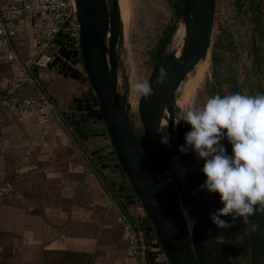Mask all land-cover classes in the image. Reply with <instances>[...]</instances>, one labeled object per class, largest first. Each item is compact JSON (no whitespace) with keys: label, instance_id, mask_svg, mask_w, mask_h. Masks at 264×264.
<instances>
[{"label":"water","instance_id":"1","mask_svg":"<svg viewBox=\"0 0 264 264\" xmlns=\"http://www.w3.org/2000/svg\"><path fill=\"white\" fill-rule=\"evenodd\" d=\"M75 3L81 31L80 48L74 49L70 42L57 38L58 48L41 53L34 70L48 68L76 79L81 85L79 96L69 103L64 117L78 134H90L94 129L103 136L104 141L97 144L91 155L113 185L122 181L120 192L127 191L130 195L127 199L136 204L139 213L134 219L143 223L146 236L156 249L148 252L147 264H235L232 257L234 244L243 236H247L250 243L251 264H264V235H260L264 231V213L249 217L250 223L258 228L255 233L248 230L240 219L234 227L217 229L210 219L214 210L206 189H200L203 180L194 153L191 149L187 154L179 151L185 145V135L189 131L181 128L174 138L175 93L210 53L217 0H184V53L177 59L174 53L154 64L147 79L154 94L147 100L140 97L138 103L146 145L174 184L181 207L185 205L196 218L194 231L189 232V237L168 203L154 167L134 133L131 105L119 93V1L75 0ZM161 68L166 70L167 77L158 85L156 81ZM261 93L264 94V89ZM13 103L18 108L21 99H14ZM168 111L171 148L160 143L162 138L156 131ZM98 133L91 135L100 136ZM214 194L218 211L222 206L219 194ZM221 218L231 220L230 217ZM218 236H224L226 242L218 244ZM160 251L166 260L160 261Z\"/></svg>","mask_w":264,"mask_h":264},{"label":"crops","instance_id":"2","mask_svg":"<svg viewBox=\"0 0 264 264\" xmlns=\"http://www.w3.org/2000/svg\"><path fill=\"white\" fill-rule=\"evenodd\" d=\"M15 46L58 115L44 123L13 102L5 105L7 84L19 69L3 58L0 42V264H147L149 251L133 254L126 232L127 221L137 219L136 204L91 155L103 136L94 129L78 134L64 117L81 85L48 68L34 70L40 54L34 60L37 41L29 21ZM37 92L28 86L18 98Z\"/></svg>","mask_w":264,"mask_h":264},{"label":"rangeland","instance_id":"3","mask_svg":"<svg viewBox=\"0 0 264 264\" xmlns=\"http://www.w3.org/2000/svg\"><path fill=\"white\" fill-rule=\"evenodd\" d=\"M257 1L217 0L210 53L199 62L196 69L187 76L175 93L174 138L181 128L186 131L191 130V126L183 120L184 110L188 106H202L209 97L218 94L216 89H222L221 92L227 94L232 93L233 82L224 78L220 70L224 73L226 68L233 72L240 88V94L253 96L262 94L261 89H264V41L259 39L254 31L255 18L250 11L252 7L257 9L259 4H254ZM240 3L244 4V10L241 6V10L236 9ZM119 5L121 15V33L117 47L119 93L121 98H125L131 105L132 126L142 132L143 136L138 112L140 97L133 92L134 84L138 79L147 80L151 72L150 67L159 62V60L155 61V54L158 42L164 35V29L177 23V30L165 51V53H176L184 42L186 43L185 25L182 20L179 22L175 20L173 5L168 0H119ZM260 7L261 9L256 12H259V20L264 24V3H260ZM228 39L231 43H228ZM259 44L260 51L258 50ZM215 53L221 57V61L217 62L213 68ZM215 70L219 72L217 77L214 75ZM44 76L45 73L42 77ZM168 116L169 111L165 116L166 120ZM134 133L138 139L140 136ZM226 143L225 139L221 140L227 154L231 156L232 151ZM200 162L202 167L204 160L200 159ZM205 179H202L203 183ZM206 192L210 197V204L215 205L216 200L212 193L207 190ZM220 205L223 207L221 202ZM246 238L248 237L243 236L234 244L232 257L234 259L238 256L239 264H251L250 247Z\"/></svg>","mask_w":264,"mask_h":264},{"label":"clouds","instance_id":"4","mask_svg":"<svg viewBox=\"0 0 264 264\" xmlns=\"http://www.w3.org/2000/svg\"><path fill=\"white\" fill-rule=\"evenodd\" d=\"M166 77V70L161 68L156 83L163 84ZM133 92L145 100L154 94L150 83L140 79ZM183 120L191 130L179 151L187 154L191 149L204 160L201 171L206 179L200 189L218 193L223 205L210 214L212 223L217 229L227 230L240 219L248 230L257 232L249 217L264 213V94L215 95L200 107L188 106ZM167 126L160 123L156 131L163 134L160 143L170 147ZM225 138L232 146L231 156L221 144ZM184 215L191 221L190 225L187 223L191 232L195 221L188 218L186 210ZM216 242L223 244L226 238L218 236Z\"/></svg>","mask_w":264,"mask_h":264},{"label":"built area","instance_id":"5","mask_svg":"<svg viewBox=\"0 0 264 264\" xmlns=\"http://www.w3.org/2000/svg\"><path fill=\"white\" fill-rule=\"evenodd\" d=\"M29 21L32 34L37 41V56L46 49H57V38L71 43L73 48L79 49L81 44L80 23L77 16L75 0H2L0 1V42L3 48V58L18 67V73L8 82L5 104L12 108L13 100L20 96L22 90L28 86L37 87L35 96L25 95L21 99V110L24 113H36L42 122L50 123L57 118L56 108L51 98L38 87L37 79L29 71L21 59L15 38L22 32L23 23ZM62 37H59V36ZM11 183L5 184L2 191L9 194ZM137 220H128L126 232L129 246L133 254L142 257L152 247V242L146 236L145 229L135 227ZM140 223V222H138ZM166 256L162 251L160 255Z\"/></svg>","mask_w":264,"mask_h":264},{"label":"trees","instance_id":"6","mask_svg":"<svg viewBox=\"0 0 264 264\" xmlns=\"http://www.w3.org/2000/svg\"><path fill=\"white\" fill-rule=\"evenodd\" d=\"M168 1L170 4L173 5V9H174L173 13H174L175 20L179 22L180 20H182V17H183L184 0H168ZM260 3H264L263 0H258L257 2H254V4H259V6L257 7V9H254L252 7V10H250V11L253 13L254 18H255V19L253 18L255 20L254 31H255L256 35L258 36V38L264 41V24L259 20V16H258L259 12L258 13L256 12V10L258 11L261 9ZM239 6H241L242 10H244V8H245L244 4H242V3H240V5L238 4L236 6L237 10L240 9ZM164 30H165L164 35L158 42V46L156 49L157 53L155 54V61L163 60V59L170 57L171 55L174 54L173 52L165 53V51H166L167 45L170 43L172 37L174 36V34L177 30V23H174L172 25L167 26ZM217 42L219 43V39H217ZM228 43H231V40L228 39ZM1 49H2L1 51L3 54V48H1ZM258 50L260 51V44L258 45ZM213 58H214V60H213V65H214L213 68H214L215 65L217 64V62L221 61V57L217 53H215ZM153 66H154V64H152V66L150 67V71L152 70ZM224 71L225 72L223 73L220 70V74H223L224 78H228V79H230L231 82H233L231 94L240 93V88L237 84V80L235 79V77L233 75V72L226 69V68L224 69ZM214 75H215V77H217L219 75V72L217 70H215ZM215 91H216V93H218L215 95H220V96L227 95L226 92H221L222 89H216ZM2 103H3V101L0 100V107L3 105ZM5 105H7V104H5ZM133 129H134V132H136L140 136L138 138V141H139L145 155L149 159L151 165L154 167L155 175H156V178L158 180V183H159L163 193L165 194L168 203L172 207L178 221L180 222V225H181L183 231L189 237V231H188L187 223L185 221V217H184L182 208L180 206L179 198H178L174 184L172 183V181L170 180V178L168 177L166 172L158 165V163L154 159V156L152 155L151 150L149 149V147L146 145V143L144 141V138L142 136V132H139L134 127H133ZM225 141L227 142L226 144L229 145V148L232 151L231 144L228 142V140L226 138H225ZM194 156H195V160H196L198 167H200L202 169L203 166L201 167L200 159L198 158V156H196L195 152H194ZM201 169H200V171H201ZM201 176H202V179L206 178L202 171H201ZM212 195L217 202V198H216L215 194L212 193ZM208 198H210V197H208ZM212 208H213L214 212L217 211L216 203H215V205L212 203ZM135 227L139 228V229H144V225L141 222L139 224H136ZM246 239L248 242V246L250 247L249 240H248V238H246ZM239 261H240V259L238 258V256H236L234 258L235 264H239Z\"/></svg>","mask_w":264,"mask_h":264},{"label":"bare ground","instance_id":"7","mask_svg":"<svg viewBox=\"0 0 264 264\" xmlns=\"http://www.w3.org/2000/svg\"><path fill=\"white\" fill-rule=\"evenodd\" d=\"M119 8H120V5H119ZM184 49H185V42H184V45H182L181 48L179 50H177V52H176V59L179 58L184 53ZM160 123L161 124H168V121L166 120V118H163ZM166 132L169 134V125L166 128ZM160 135H161V138H162L163 134L160 133ZM169 137H170V135H169ZM169 144H170V147L169 146H166V145L165 146L168 147V148H171V145L172 144H171V140L170 139H169ZM182 210H183V214H184V210H186L187 211L188 218L194 220L195 221V224H196V218L190 213L189 209L185 205H183ZM184 217H185V215H184ZM185 220H186V217H185ZM186 223H188L190 225L191 221L190 220H188V221L186 220ZM193 231H194V228L192 229L191 232L190 231L189 232L190 233H193Z\"/></svg>","mask_w":264,"mask_h":264}]
</instances>
